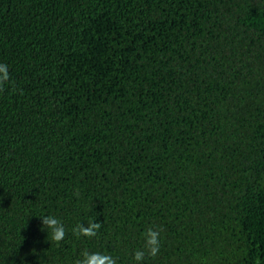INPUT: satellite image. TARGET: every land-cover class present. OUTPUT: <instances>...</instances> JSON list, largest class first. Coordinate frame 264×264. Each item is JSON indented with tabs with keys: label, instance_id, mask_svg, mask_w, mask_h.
<instances>
[{
	"label": "trees",
	"instance_id": "1",
	"mask_svg": "<svg viewBox=\"0 0 264 264\" xmlns=\"http://www.w3.org/2000/svg\"><path fill=\"white\" fill-rule=\"evenodd\" d=\"M0 64V264H264V0H0Z\"/></svg>",
	"mask_w": 264,
	"mask_h": 264
},
{
	"label": "clouds",
	"instance_id": "2",
	"mask_svg": "<svg viewBox=\"0 0 264 264\" xmlns=\"http://www.w3.org/2000/svg\"><path fill=\"white\" fill-rule=\"evenodd\" d=\"M10 81L8 66L0 64V91L4 90V86ZM78 195V194H77ZM42 231L48 230L47 234L51 235L52 241L59 244L65 239V228L61 221L54 216H44L41 218ZM101 228V223L89 221L85 227L83 224L77 225L73 229V233L86 238H94L98 235ZM160 251V230L149 227L144 233V249L137 250L134 253L133 259L136 264H143L145 256L156 257ZM81 259H78L74 264H117V260L110 254L101 252L90 253L87 250L81 254Z\"/></svg>",
	"mask_w": 264,
	"mask_h": 264
}]
</instances>
